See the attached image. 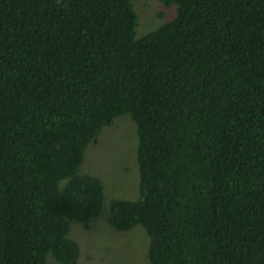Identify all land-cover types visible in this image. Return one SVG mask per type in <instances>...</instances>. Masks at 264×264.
Returning a JSON list of instances; mask_svg holds the SVG:
<instances>
[{
	"label": "trees",
	"instance_id": "obj_1",
	"mask_svg": "<svg viewBox=\"0 0 264 264\" xmlns=\"http://www.w3.org/2000/svg\"><path fill=\"white\" fill-rule=\"evenodd\" d=\"M137 33L132 0H0V264L74 263L68 235L105 198L80 172L119 115L137 130L150 264H264V0H162Z\"/></svg>",
	"mask_w": 264,
	"mask_h": 264
},
{
	"label": "rangeland",
	"instance_id": "obj_2",
	"mask_svg": "<svg viewBox=\"0 0 264 264\" xmlns=\"http://www.w3.org/2000/svg\"><path fill=\"white\" fill-rule=\"evenodd\" d=\"M138 12L137 33L156 26L174 15V3L162 0H132ZM130 112L105 125L95 141L85 148L80 172L98 175L104 185L105 198L99 214L88 227L75 221L68 235L76 239L80 254L74 263H59L51 255L45 264H150L147 257L149 235L141 224L121 230L107 220L112 197L133 199L138 195L139 170L136 156L137 130Z\"/></svg>",
	"mask_w": 264,
	"mask_h": 264
}]
</instances>
